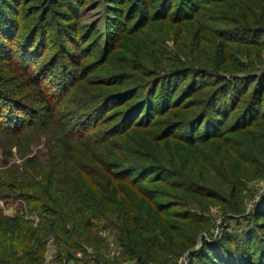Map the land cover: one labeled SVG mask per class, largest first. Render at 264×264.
<instances>
[{"label": "trees", "instance_id": "1", "mask_svg": "<svg viewBox=\"0 0 264 264\" xmlns=\"http://www.w3.org/2000/svg\"><path fill=\"white\" fill-rule=\"evenodd\" d=\"M90 1L0 0V264H264V0Z\"/></svg>", "mask_w": 264, "mask_h": 264}, {"label": "rangeland", "instance_id": "2", "mask_svg": "<svg viewBox=\"0 0 264 264\" xmlns=\"http://www.w3.org/2000/svg\"><path fill=\"white\" fill-rule=\"evenodd\" d=\"M106 5H108V0H91L87 6H85L81 12L80 20L82 24H90L92 22H97L98 26L102 29L104 28V20L107 15L106 13ZM10 143V142H8ZM9 145V144H8ZM3 148V149H2ZM24 155L26 157L32 156V155H41L46 154L48 150L47 146V138L44 136H39V134H34L31 136V139L27 140L24 146L22 147ZM9 152L10 155L5 156L3 153ZM22 152V153H23ZM21 153H18L17 146H6L2 147L0 146V175L3 176V171H5L6 167L10 164H21L23 161V158L20 157ZM8 161V165L4 164V161ZM257 190L251 194V196L246 201L245 210L250 208L251 200L253 196L256 194V192L260 191L263 188L264 185V178H262L257 184ZM27 205L22 201L20 198H1L0 197V212L7 216H12L17 214L18 212L25 211L27 214ZM222 216L219 208H215L213 212V227L212 231L214 233L215 228V222L216 219ZM27 218H33L35 222L38 221V218L34 215L27 216ZM112 239V236H110ZM107 249L108 244H107ZM89 252L91 251V248L88 249ZM44 259L43 264H59L61 261H66L64 258L57 259L55 258L56 249L53 243L52 239H49V241L46 244V249L44 251ZM77 256V255H76ZM79 264H83L80 262ZM178 264H186V260L184 257H181L178 260Z\"/></svg>", "mask_w": 264, "mask_h": 264}, {"label": "built area", "instance_id": "3", "mask_svg": "<svg viewBox=\"0 0 264 264\" xmlns=\"http://www.w3.org/2000/svg\"><path fill=\"white\" fill-rule=\"evenodd\" d=\"M264 191V185H263V188L256 192V194L253 196L250 204V208L247 209L248 211L247 212H250L256 205V203L259 201L260 199V195L263 193ZM224 218L222 216H219L217 219H216V222H215V230H214V234L215 235H219L220 234V231H221V226L224 224ZM101 234L103 236H107V244H108V248H109V252L110 254H114L116 252V246H115V243L113 241V239L110 238V234H109V230L108 229H102L101 230ZM59 264H74L72 261H61L59 262Z\"/></svg>", "mask_w": 264, "mask_h": 264}]
</instances>
